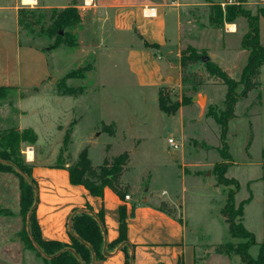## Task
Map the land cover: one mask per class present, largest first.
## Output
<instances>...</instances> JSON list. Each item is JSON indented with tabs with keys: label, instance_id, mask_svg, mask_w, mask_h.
I'll use <instances>...</instances> for the list:
<instances>
[{
	"label": "rangeland",
	"instance_id": "374dc122",
	"mask_svg": "<svg viewBox=\"0 0 264 264\" xmlns=\"http://www.w3.org/2000/svg\"><path fill=\"white\" fill-rule=\"evenodd\" d=\"M51 2L60 4L62 0ZM230 5L243 9L246 15L259 14V35L264 38V2L260 0H206L202 5L184 10L183 46L191 44L198 60L181 70L184 79L178 88H165L172 100L188 102L170 115L159 109L157 92L139 83V77L126 64L124 51L111 49L117 46L111 44L113 39L110 51L106 48L101 54L81 55L80 46L52 48V39L39 31V25L33 31L19 26L20 44L45 50L51 72L37 87L6 92L0 99V127L16 128L20 107L27 109L22 121L34 128L37 140L32 148L30 144L21 145L26 164L37 163V159L44 157L47 158L45 163L50 165L69 166L76 162L78 153L86 145L93 165L100 164L104 157L112 159L128 151V169L122 178L136 187L139 194L145 191L156 197L166 190L165 197L177 198L190 222L204 220L200 230L210 232L212 241L222 240L218 236L225 231L226 223L219 210L226 192L234 187L230 183L218 186L208 183L216 182L215 163L233 160L225 175L234 177L239 183L236 204L251 196V201L244 206L243 223L254 233L256 243L249 248V253L255 257L264 241V166L256 164L264 154V68L260 86L235 104V116L228 121L226 139L222 141L219 139L220 126L212 117H207L206 112L208 108H222L226 86L219 78L208 74L205 62L199 58L206 55L208 61L218 64L232 78H240L248 55L241 43L247 18L239 15L225 19ZM49 10L44 9L47 13L43 21L45 26L49 24ZM209 13L214 19L218 13H223L224 18L213 22ZM229 24L235 28L232 34H229ZM75 31L78 39L79 29ZM86 63H91L92 69L84 79L65 77L68 71ZM63 84L85 89L76 96L62 94ZM240 89L241 86L237 92ZM108 127L115 130V136L104 131ZM65 133H69L67 147L63 146ZM170 137L182 145L180 150L173 152V161L167 142ZM28 147L35 155L34 160H27ZM178 154L185 167L175 162ZM193 172L201 176L199 180L193 177ZM18 195V178L13 173H0V206L13 213L11 217L0 219V223L5 222L12 229L20 216ZM19 221L22 227L21 216ZM2 239L1 235L0 264H49L29 250H24L22 255L20 251L10 255L2 250Z\"/></svg>",
	"mask_w": 264,
	"mask_h": 264
},
{
	"label": "crops",
	"instance_id": "0c3cea01",
	"mask_svg": "<svg viewBox=\"0 0 264 264\" xmlns=\"http://www.w3.org/2000/svg\"><path fill=\"white\" fill-rule=\"evenodd\" d=\"M51 1L33 0L31 4H26L22 0H0V86L31 89L46 80L51 72L45 50L20 44L18 8L29 5L50 9L74 4L82 18V26L78 32L81 55L90 52L101 54L106 48L109 51L122 49L126 64L135 72L137 78L139 77V83L153 88L157 94L161 87L178 88L182 81L180 53L184 47L191 45L183 46L182 13L192 6L202 5L206 0H62L60 4H53ZM208 6L211 10L212 5ZM234 29H231L229 34L235 32ZM247 29L248 23L245 32ZM110 41L117 46L109 49ZM260 41L264 45L261 35ZM244 50L248 54V51ZM262 68L264 66L260 69L259 82ZM26 110L20 107L16 127L19 130L32 128L23 124L22 118L28 113ZM111 135L115 136V130ZM85 147L88 148V145ZM170 155L172 160L174 153L171 152ZM262 157L256 164L264 166ZM34 158L33 154L32 158L27 160ZM46 160L47 158L40 157L36 160L37 163L32 164V176L38 189L35 214L43 239L69 243L67 224L74 212L85 210L96 214L102 211L105 229L104 251L107 244L118 237L119 208L123 205L126 212L127 244L129 252L133 255L132 264H244L233 252L222 253L214 250L215 245L226 243L231 238L228 232L226 233L225 223L222 235L216 230L222 240L212 241L210 232L200 230L204 220L190 222L178 199L165 197L166 190H162L156 197L145 191L139 194L136 187L122 178L131 188L128 199L120 198L108 186L103 188L102 196H95L83 185L70 182L68 164L50 165L45 163ZM175 162H181V166L185 167L180 154ZM229 163L228 167L234 161ZM193 174L197 180L201 177L196 172ZM208 184L219 185L213 181ZM131 193L134 195L131 196ZM162 201L167 205V209H160ZM0 208L9 210L4 206ZM9 211L10 214H0V219L11 217L13 213ZM243 219L244 217L242 221ZM19 220L18 215L14 229L9 228L5 222L0 223L2 250L10 255L18 251L22 255L24 250L36 254L35 250L26 248L17 236L22 228ZM106 251L108 254L95 260L94 264H124L125 254L120 245Z\"/></svg>",
	"mask_w": 264,
	"mask_h": 264
},
{
	"label": "trees",
	"instance_id": "16d2710c",
	"mask_svg": "<svg viewBox=\"0 0 264 264\" xmlns=\"http://www.w3.org/2000/svg\"><path fill=\"white\" fill-rule=\"evenodd\" d=\"M243 15L247 18L248 29L242 38V47L248 51L246 63L242 69L239 79L232 78L225 70L213 61L205 62V69L209 75L220 79L226 86L223 99V106L219 110L208 108L206 115L212 117L220 126V138L226 139L228 121L235 116V104L246 98L248 93L259 87L260 69L264 66V45L260 43L259 35V14L246 15L243 9H237L230 5L226 9L225 19L231 20ZM47 16L44 9L30 6H20L17 11L18 25L33 31L39 25V31L48 39H52L51 47L67 46L71 49L78 47L76 29L81 27L82 18L78 8L68 5L63 8H50L49 24L44 25L43 21ZM213 22L222 21L223 13H218L216 19L209 13ZM200 58V57H199ZM198 55L193 46L187 45L180 53V66L183 71L188 65L195 63ZM92 69L91 63L71 69L65 75L66 78L84 79L88 71ZM184 77L182 76V80ZM241 86L240 91L237 88ZM62 94L76 96L84 91V87L73 89L63 84ZM166 87L158 90V107L164 113L175 114L181 105L188 104L187 101L172 100ZM12 87L0 86V99L4 98L6 92ZM259 96V94H258ZM1 123V116H0ZM104 129V128H103ZM113 134L112 127L104 129ZM37 135L32 128L19 130L15 127H0V172L13 173L18 178L19 187V214L23 221L21 230L17 236L26 248L36 251V254L49 264H94L95 260L104 258V251L111 250L120 245L125 254L124 264H132L133 255L129 252L126 237V212L124 206L119 208V234L118 237L104 246V223L102 211L93 214L91 211L77 210L68 221V233L70 242L43 239L35 214V198L37 197V183L32 176V164L24 162L21 153L22 144H34ZM69 143V133H65L63 146ZM222 157L228 158L222 154ZM129 152L124 151L112 159L104 157L98 165H93L87 155V147H84L77 156L74 164L68 166L69 180L73 184H81L86 187L92 195L102 196L103 188L108 186L120 198H124L131 188L128 183L122 181V175L127 170ZM230 163H215L213 165L217 184H232L233 189L226 192V199L220 209V213L226 223L229 236L235 241L219 243L214 246L216 252L237 254L244 264H264V242L260 243L258 253L252 257L249 248L256 243L254 233L248 230L243 224V208L250 201L251 196L235 203V193L239 183L234 177L225 175ZM57 166L63 164L58 163ZM160 209H167V205L160 202ZM10 214V211L0 208V214ZM107 252V251H106ZM47 256H52L48 258Z\"/></svg>",
	"mask_w": 264,
	"mask_h": 264
},
{
	"label": "built area",
	"instance_id": "2783aa9c",
	"mask_svg": "<svg viewBox=\"0 0 264 264\" xmlns=\"http://www.w3.org/2000/svg\"><path fill=\"white\" fill-rule=\"evenodd\" d=\"M260 1H262V2H264V0H260ZM167 142H168V144H169V149H171L172 150V152H174V151H178V150H180V148L182 147V145L180 144V143H178V142H176L173 138H168L167 139ZM124 198L125 199H128L129 198V195L128 194H126L125 196H124Z\"/></svg>",
	"mask_w": 264,
	"mask_h": 264
},
{
	"label": "bare ground",
	"instance_id": "6f19581e",
	"mask_svg": "<svg viewBox=\"0 0 264 264\" xmlns=\"http://www.w3.org/2000/svg\"><path fill=\"white\" fill-rule=\"evenodd\" d=\"M23 3H26V4H31L33 2V0H22ZM229 27L231 29H234V25L233 24H229ZM26 154H27V158L31 159L32 156H33V151L31 148H27L26 150Z\"/></svg>",
	"mask_w": 264,
	"mask_h": 264
},
{
	"label": "water",
	"instance_id": "95a60500",
	"mask_svg": "<svg viewBox=\"0 0 264 264\" xmlns=\"http://www.w3.org/2000/svg\"><path fill=\"white\" fill-rule=\"evenodd\" d=\"M200 59L203 61V62H206V61H208V56H206V55H202L201 57H200ZM172 158H173V156H172ZM36 201H37V197L35 198V203H36ZM104 253V255H107L108 253L106 252V251H104L103 252ZM48 258H50V257H52V256H47ZM93 264V263H92Z\"/></svg>",
	"mask_w": 264,
	"mask_h": 264
}]
</instances>
